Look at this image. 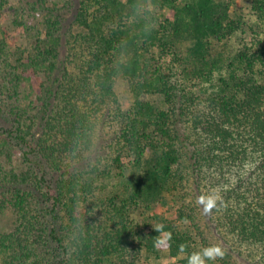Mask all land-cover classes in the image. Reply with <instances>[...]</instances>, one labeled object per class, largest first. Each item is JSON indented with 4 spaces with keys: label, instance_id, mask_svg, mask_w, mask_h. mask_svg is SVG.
<instances>
[{
    "label": "trees",
    "instance_id": "1",
    "mask_svg": "<svg viewBox=\"0 0 264 264\" xmlns=\"http://www.w3.org/2000/svg\"><path fill=\"white\" fill-rule=\"evenodd\" d=\"M247 1L250 18L236 0L11 6L33 42L0 25V264H187L211 244L207 264H264V0Z\"/></svg>",
    "mask_w": 264,
    "mask_h": 264
},
{
    "label": "rangeland",
    "instance_id": "2",
    "mask_svg": "<svg viewBox=\"0 0 264 264\" xmlns=\"http://www.w3.org/2000/svg\"><path fill=\"white\" fill-rule=\"evenodd\" d=\"M17 0H12L11 4H8L5 8L4 13L0 16V25L5 29L9 34L10 42L13 45L17 46H23V47H31L33 40L29 37L28 34H26V30L23 26H17L14 24V13L11 6H14ZM59 3L64 4L65 0H58ZM236 3L238 5L243 6L244 11L248 14L247 18H250V2L247 0H236ZM61 4V5H62ZM262 38H264V32H262L261 35ZM234 43V44H233ZM231 44L237 45V41L235 39H232ZM40 80V79H39ZM116 91L119 95V101L123 108L127 109L130 107L134 100V94L131 92L129 84L124 79H119L116 83ZM148 98H153L154 100H157L161 102V98H159L158 95H148L146 96ZM5 166L7 168L14 167L17 170H20L22 168V164L20 161L19 156L15 155L13 156L12 160L9 161L5 159ZM24 167V166H23ZM187 200V204L189 202V199ZM193 204L195 203L194 199ZM170 214V213H169ZM12 212L10 209H7L4 213H0V233L5 231H10L14 227V221L12 220ZM134 220H140L141 215L139 210H136L133 214ZM212 232V229L210 230ZM216 240V239H214ZM127 258H124L123 260H126ZM123 260L120 262V264H124ZM135 264H173V259L169 256V252L167 250L163 251L160 256H151L146 252V250L142 249L138 253V257L135 260Z\"/></svg>",
    "mask_w": 264,
    "mask_h": 264
},
{
    "label": "clouds",
    "instance_id": "3",
    "mask_svg": "<svg viewBox=\"0 0 264 264\" xmlns=\"http://www.w3.org/2000/svg\"><path fill=\"white\" fill-rule=\"evenodd\" d=\"M218 195L215 193L202 194L197 203L203 207L205 214H209L214 208H217ZM155 231L162 234L164 231L163 224H157L153 226ZM166 239H171V234L169 233L166 238L162 235H158L154 241V246L158 249L166 242ZM186 250V245L181 244L179 246V251L184 252ZM225 255V250L219 244H211L200 251H193L187 255V264H207V261H215L218 258L222 259Z\"/></svg>",
    "mask_w": 264,
    "mask_h": 264
}]
</instances>
